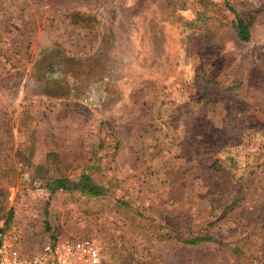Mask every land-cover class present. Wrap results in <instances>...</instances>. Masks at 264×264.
<instances>
[{
	"label": "rangeland",
	"instance_id": "374dc122",
	"mask_svg": "<svg viewBox=\"0 0 264 264\" xmlns=\"http://www.w3.org/2000/svg\"><path fill=\"white\" fill-rule=\"evenodd\" d=\"M81 175L106 195L49 186ZM0 230L24 254L264 264V0H0Z\"/></svg>",
	"mask_w": 264,
	"mask_h": 264
},
{
	"label": "built area",
	"instance_id": "2783aa9c",
	"mask_svg": "<svg viewBox=\"0 0 264 264\" xmlns=\"http://www.w3.org/2000/svg\"><path fill=\"white\" fill-rule=\"evenodd\" d=\"M0 264H104L102 247L92 238L51 237L36 252L20 251L10 231L0 230Z\"/></svg>",
	"mask_w": 264,
	"mask_h": 264
},
{
	"label": "trees",
	"instance_id": "16d2710c",
	"mask_svg": "<svg viewBox=\"0 0 264 264\" xmlns=\"http://www.w3.org/2000/svg\"><path fill=\"white\" fill-rule=\"evenodd\" d=\"M235 15L236 17L233 26L236 37L241 42H248L250 40L251 22H247L242 16H239L238 14ZM219 177L227 183L231 182L232 178H235L229 172H221L219 173ZM49 186L52 189L60 188L66 191L78 190L82 195L91 198L102 197L107 193V189L104 186L97 184L87 175H81L75 181H71L67 178L54 179L50 182ZM238 201L239 198H234V200H232V205H235ZM8 218H10V214ZM213 239V236L210 234H201L199 236H195L194 238H188L184 240V243L194 246L200 243L211 242Z\"/></svg>",
	"mask_w": 264,
	"mask_h": 264
}]
</instances>
